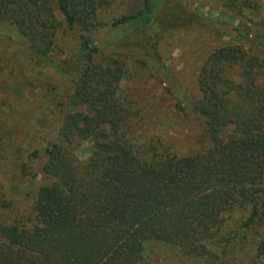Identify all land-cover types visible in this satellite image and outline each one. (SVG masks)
Returning <instances> with one entry per match:
<instances>
[{
  "label": "trees",
  "instance_id": "obj_1",
  "mask_svg": "<svg viewBox=\"0 0 264 264\" xmlns=\"http://www.w3.org/2000/svg\"><path fill=\"white\" fill-rule=\"evenodd\" d=\"M179 1L141 0L105 23L104 0H0V69L9 54L24 81L51 68L67 84L33 96L23 135L0 118V264H240L243 247L264 255V241L248 237L264 228V59L252 53L264 33L243 20L230 28L231 42L199 69L197 100L165 74L175 109L201 128L187 156L144 137L138 106L120 90L130 62L156 64L162 36L191 30L168 25L202 24L156 19L165 6L178 15ZM218 3L241 15V0ZM60 26L77 50L55 60Z\"/></svg>",
  "mask_w": 264,
  "mask_h": 264
},
{
  "label": "rangeland",
  "instance_id": "obj_2",
  "mask_svg": "<svg viewBox=\"0 0 264 264\" xmlns=\"http://www.w3.org/2000/svg\"><path fill=\"white\" fill-rule=\"evenodd\" d=\"M106 5L99 12V20L107 22L125 13L137 10L141 7V0H104ZM177 13L175 17L170 16L168 6L157 14V20H200L201 25L191 21H175L168 25L167 29H191L183 33L177 30L162 36L158 45V59L156 64L145 69H139L134 62L127 66L120 90L128 100L134 101L140 110L137 121V129L144 137L160 141L179 156H187L200 148L201 128L197 123L184 117L178 112L172 97L167 93V76L170 75L181 92L189 100H197V76L199 69L212 51L231 42L230 28L238 27L240 20L244 25L264 33V0H241L240 13L234 15L226 12L218 3V0H180L175 2ZM174 7V6H172ZM183 11H182V10ZM57 20H62L57 15ZM193 28V29H192ZM56 48L52 57L56 60L67 58L71 50H77L73 36L66 28L60 26L56 33ZM0 52L4 53L2 47ZM264 59V48L252 51ZM11 54V53H10ZM1 64L0 69V110L6 102V108L0 118L6 122L15 134L20 136L25 131L26 112L24 108L29 104L33 96H38L49 87H55L62 93L67 84L60 79L51 68L27 76L29 82L24 81L22 74L17 72L21 67L20 62L9 58ZM12 55V54H11ZM2 58L4 56H1ZM15 57V54H14ZM13 61L17 62L16 70L12 72ZM22 62V60H20ZM165 70H160V64ZM168 74L167 76L165 74ZM169 76V77H170ZM49 85V87H47ZM2 102V103H1ZM23 107V108H22ZM15 118H12V112ZM23 114V116H21ZM14 117V116H13ZM89 144H84L76 156L80 162L87 160L89 155ZM259 242L264 241V228L253 230L249 236ZM247 248L239 254L240 264H264V255L258 259L249 253ZM186 264H203L192 261Z\"/></svg>",
  "mask_w": 264,
  "mask_h": 264
}]
</instances>
